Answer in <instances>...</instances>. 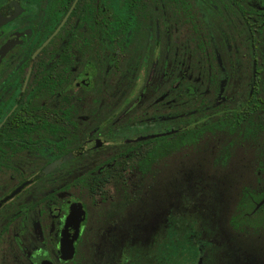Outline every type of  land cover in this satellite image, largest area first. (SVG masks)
<instances>
[{
    "label": "flooded vegetation",
    "instance_id": "1",
    "mask_svg": "<svg viewBox=\"0 0 264 264\" xmlns=\"http://www.w3.org/2000/svg\"><path fill=\"white\" fill-rule=\"evenodd\" d=\"M259 174L264 0H0V264H264Z\"/></svg>",
    "mask_w": 264,
    "mask_h": 264
},
{
    "label": "rangeland",
    "instance_id": "2",
    "mask_svg": "<svg viewBox=\"0 0 264 264\" xmlns=\"http://www.w3.org/2000/svg\"><path fill=\"white\" fill-rule=\"evenodd\" d=\"M203 142L201 141L197 148H195L193 157L187 156L186 151H182L178 154V173H177V180L180 183L181 181H184L186 176L190 174V172L193 173V175H208L210 174L209 169L206 167L207 162L204 156L203 151ZM240 151H238V159L239 157H242L241 154L244 152L243 147H239ZM208 171V172H207ZM191 173V175H192ZM212 177H214L215 180H218L221 182V186L223 187L224 194L226 193L225 203L223 204V207L225 208L224 212L226 214V217L232 213L233 205L237 197V191L240 187L239 183L237 184V180H241L245 182L252 181L253 184H255L254 178L255 173L250 171L243 170L242 173H235L233 172H225L224 174H220L217 171H211L210 174ZM264 174H259V179L263 182L260 184H264L263 176ZM222 180V181H220ZM239 185V187H238ZM197 212V211H196ZM226 219V218H225ZM233 243L235 246L237 245L240 250H243L244 254H254L260 257V259H264V226L259 229V231H247L245 233H242L238 236L233 237ZM188 255L186 254V249L184 245L180 244V251H179V262H186V260L191 255V250H187ZM250 253V254H249ZM187 255V256H186Z\"/></svg>",
    "mask_w": 264,
    "mask_h": 264
},
{
    "label": "trees",
    "instance_id": "3",
    "mask_svg": "<svg viewBox=\"0 0 264 264\" xmlns=\"http://www.w3.org/2000/svg\"><path fill=\"white\" fill-rule=\"evenodd\" d=\"M245 197L248 200L250 199V195H248V194H246ZM253 198L259 200L256 203V205L254 206V209H252L253 208V204L248 202L250 204H242L243 210H250L251 213H255V214L264 213V191L260 192L259 195H256V196L253 195ZM250 208L252 209V211H251ZM243 210H242V212H243ZM261 222H262V220L259 218L256 221H254V224H258V223H261Z\"/></svg>",
    "mask_w": 264,
    "mask_h": 264
}]
</instances>
